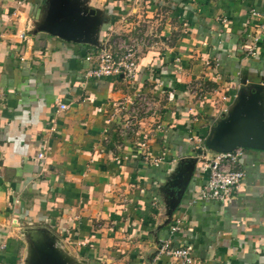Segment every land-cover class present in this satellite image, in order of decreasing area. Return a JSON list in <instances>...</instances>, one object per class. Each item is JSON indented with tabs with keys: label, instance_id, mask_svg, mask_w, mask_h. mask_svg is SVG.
<instances>
[{
	"label": "crops",
	"instance_id": "crops-1",
	"mask_svg": "<svg viewBox=\"0 0 264 264\" xmlns=\"http://www.w3.org/2000/svg\"><path fill=\"white\" fill-rule=\"evenodd\" d=\"M76 1L98 44L151 45L133 84L85 80L97 46L40 31L46 0H0V264L45 246L59 264H178L154 257L167 240L194 264H264V152L241 148L229 200L199 198L219 154L206 142L235 108L264 107V0ZM138 94L152 112L116 111Z\"/></svg>",
	"mask_w": 264,
	"mask_h": 264
},
{
	"label": "built area",
	"instance_id": "built-area-1",
	"mask_svg": "<svg viewBox=\"0 0 264 264\" xmlns=\"http://www.w3.org/2000/svg\"><path fill=\"white\" fill-rule=\"evenodd\" d=\"M150 38L137 31L134 36L127 39L115 37L98 44L95 49V68H88L83 78L85 80H99L107 77L120 78L126 84H133L137 79V55L141 46H150ZM90 57L85 58L89 61ZM194 94V92H191ZM169 98V97H168ZM225 100V99H223ZM136 103L120 104L116 107L117 112H130V118H136L138 112H152L156 102L146 98L143 94L135 96ZM62 110L65 106L61 107ZM133 123L128 121L127 129L131 130ZM243 155L241 148L228 153H219L211 160L204 162L203 170L207 174V183L200 191L199 198L206 201L225 202L231 198L233 190L239 186L244 174L240 170H234L237 162ZM42 158V155H38ZM145 163L146 157L144 158ZM179 225L175 223L170 227L172 235L179 232ZM192 248L188 245L175 246L170 240L161 242L155 258H165L178 264H194L191 256Z\"/></svg>",
	"mask_w": 264,
	"mask_h": 264
},
{
	"label": "water",
	"instance_id": "water-1",
	"mask_svg": "<svg viewBox=\"0 0 264 264\" xmlns=\"http://www.w3.org/2000/svg\"><path fill=\"white\" fill-rule=\"evenodd\" d=\"M56 3L48 12L46 24L39 30L65 42L98 46L96 37L92 36V29L96 27L98 20L78 16L74 1L58 0ZM89 14L94 16L93 11ZM260 101V98L254 97L247 105L235 108L232 112H238L239 115L237 113L231 118L223 130L218 129L215 133L216 138L211 143L206 142V146L218 153H228L236 148L264 152V107ZM41 251V261H35L33 264H59L54 258L55 254L44 255L43 253H48V250Z\"/></svg>",
	"mask_w": 264,
	"mask_h": 264
},
{
	"label": "rangeland",
	"instance_id": "rangeland-1",
	"mask_svg": "<svg viewBox=\"0 0 264 264\" xmlns=\"http://www.w3.org/2000/svg\"><path fill=\"white\" fill-rule=\"evenodd\" d=\"M47 1V8H50L53 4H55L58 0H46ZM71 1H74L75 4L77 3L78 5V2L76 0H71ZM57 4V3H56ZM198 82H194V83H191V84H197ZM192 88L195 87V85H192L191 86ZM46 250H48V253H43L44 255L48 254L50 255L52 253V251L50 250V247L48 248V246H45ZM48 248V249H47ZM43 250V249H42Z\"/></svg>",
	"mask_w": 264,
	"mask_h": 264
}]
</instances>
